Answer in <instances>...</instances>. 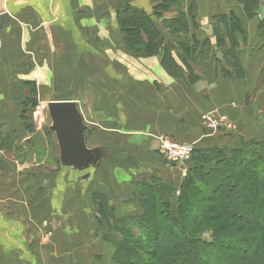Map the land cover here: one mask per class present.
Wrapping results in <instances>:
<instances>
[{
	"label": "rangeland",
	"instance_id": "374dc122",
	"mask_svg": "<svg viewBox=\"0 0 264 264\" xmlns=\"http://www.w3.org/2000/svg\"><path fill=\"white\" fill-rule=\"evenodd\" d=\"M210 1L211 3L208 0H182L180 8L190 19L194 17V22L192 20L190 21V29L191 33L196 36L197 41L210 38V43L213 47L210 51L212 57L214 50L218 49L216 39L213 34L209 36L207 33L201 32L200 29L202 23H205L207 21L206 19H208L206 16L208 14L206 12L207 8L215 7L219 0ZM219 2L221 3L222 0ZM234 2L235 0H226L228 6L233 5ZM121 3H123L120 8L121 13L129 6L152 13L155 7L158 4L164 3V1L126 0ZM238 4L243 7L240 2ZM170 5H172L169 6L171 10L169 8L168 12L163 15V18L155 17V23L157 29L164 34L166 43L173 44L171 54L176 59L181 72L185 76H189V72L197 76V72H195L196 67L213 68L214 66H220L213 58V60L203 61L204 63L202 65L191 61L188 55L189 52L187 53L188 49L183 50L181 45L182 43L192 45V34H173L172 30H170L171 27L168 30L162 24L164 18L169 19L178 16L176 1L170 2ZM263 7L264 0L261 2L259 16H264ZM101 13L104 14L105 11L102 10ZM212 13L208 15L212 16L211 24L213 23L215 25L217 24L215 18L223 16L224 14L217 15L216 17ZM230 13L226 14L230 15ZM112 14L114 22L117 23L119 32L121 33V43L118 44L116 42L117 38L114 40L113 37L115 35L112 36V32L110 33L111 39L113 38V42L117 43V46H122L126 50L127 46H129L126 43V39L137 38L138 36L133 31V28L128 27L127 24L125 29L122 28L121 30L116 10H113ZM254 21V29L251 30L250 36H247V38H243L242 35L240 36V34L236 33L235 29L229 31L227 34L221 28L223 35L228 37L226 42L229 50L231 47L234 49L233 40H235L238 45V49H235L237 55L240 59L246 61H250L251 59L253 69L260 62L261 57H264V29L260 32L259 27H257L258 23L264 21V18L260 19V21L257 19ZM194 26H198V28L196 29ZM108 30L111 31V28L109 27ZM88 33L92 34L90 30H88ZM110 36L108 35V37ZM88 42L103 52L110 50L112 47L109 42H106L107 44L105 43L104 45H97L91 39V35ZM199 50L198 48L196 52L198 53ZM240 50H242L241 53H239ZM257 51L259 52L256 54ZM90 52L92 53L93 51L90 50ZM92 54L85 57L73 56L71 58L56 59L59 62L58 65L61 66H58L59 71L54 75L56 78L55 82L49 88L48 86H43L45 89L40 91L36 84L29 82L27 91L23 94V97H21L20 93L0 95V109L3 107V104L6 106L0 112V128L2 124H9V122L12 126H15L13 124L19 120L25 124L27 131L33 137L32 146L28 147L27 150L19 149L17 144H13L10 139L8 140L10 149L12 144L18 149L15 155L18 158V165L20 166L23 163L25 165L24 170L27 169L28 173L33 171V176L28 174L30 179L22 178V181H20V191L21 187L24 191L28 185L30 187L32 186L31 190L26 193V196H30L27 197L30 199L26 201L33 208V211L30 213L40 216L35 222H31V220L25 221L27 225L29 224L30 229L21 232L23 235L19 244L21 248L24 247L28 250L32 249L29 245L30 243H33V245L37 244L39 253H41L40 251H42L43 247L40 244L44 247H49L53 238L55 241V239L61 237L58 235L60 232L59 223L64 221L67 223L65 233H67L70 248L66 244L64 248L62 246V240H60L59 242H53L54 244L59 243L61 246H54L57 248L56 250L47 251L48 256L50 258L53 257L57 264H151L156 259V256L160 257L157 255L160 250L159 244L154 240L153 230H151L145 220L146 216L139 202L142 199L141 193L143 191L151 190L154 192L158 201L157 213L161 208L166 211L167 218L163 216L157 217L158 234H164L171 242L175 244L179 242L182 246L187 240L184 237V234L186 235L188 232L185 229V224L201 222L204 218L200 208L204 210L207 207L211 212L216 210L214 208L216 204L210 202L209 193L214 192L212 187L217 188L222 176L229 177L232 174L233 179H231L232 183L230 184L231 187L234 186L235 195L238 196L232 201L234 206L248 202L247 197L250 194L249 192L245 194L244 191L248 189V186L242 184V178L235 175L236 171H238V163L235 160L231 162L230 166H226V169L221 167L223 169L217 174L213 173V176L206 178L204 174L203 178H201L202 183H198L196 189L193 186V181H191L189 186L195 191L192 190L190 194L182 193L181 188L189 174L188 169L196 164L194 163L195 160H193L195 158L193 156L194 154L192 153L191 156L193 158L191 157L188 161H182V163L174 165V167L171 165L172 171L174 172L171 173L169 171L170 164L167 163L166 158L162 155L163 144L161 140L164 136L158 146L148 147L145 145L146 137H142L140 134H136L135 136L124 134V131L119 128L120 126L117 123L116 117H114L113 109L115 108V103L110 101L111 104L101 102V99L104 95L108 100L109 94L114 91H119L122 99L126 95L134 97L140 94L139 91L130 85V79L122 85L119 74H121L122 69H124L122 72L126 71L127 74L132 73L130 66H125L114 54L111 56V60L107 57H97V55L93 56ZM157 57L167 65V58L164 55V51ZM134 58L142 59L135 56ZM66 60L69 63L72 60L73 63L69 65L67 63L66 65ZM248 72L251 74L254 73V70L248 68ZM170 77L182 80V78H176L172 75ZM251 78L254 79V76H251ZM192 84L195 83H191L190 85ZM90 100L93 101L92 104ZM58 101L77 102L79 111L84 119V124L87 126L85 131L87 146H90V148L104 147V156L97 168L91 167L89 170L81 172L71 166L64 165L61 161L56 134L49 129L52 126V119L49 116L48 104ZM85 101L90 102L85 104ZM94 111L95 113H93ZM208 115L214 120L213 115ZM255 123L258 126L257 128L261 129L263 139L256 141L250 137L251 133L247 132H245L247 137H243L237 130L230 127L228 130L230 131L232 129V132L229 133L231 135L230 139L222 134L220 142L218 141L216 145L213 144L212 146L207 145L208 149L228 146L240 147L242 143L254 151L257 148L258 150L264 149V110L258 112ZM34 128L38 130L37 133L34 132ZM153 137L149 135L147 138L151 139ZM172 140L178 144H190L176 139ZM259 143H263L260 144L263 145L260 148ZM6 145L0 141V149H3ZM166 164L169 167L167 166L165 169ZM63 170L65 174L60 175V180L58 179V174ZM46 174L50 178L42 179L41 176H46ZM256 179L257 182L264 180L262 169L256 173ZM252 184L253 186L255 185L253 182ZM41 189L50 191V194L48 193L46 195ZM97 194L105 196L108 200V220H103L100 217V211L104 209V205L96 199ZM178 196H182L183 200L186 201L183 206ZM43 197H45L44 200ZM22 198L23 195H21ZM33 198L36 199L33 200ZM49 199H51V204L46 205ZM227 205V203H222V206ZM258 212L264 213V210L255 209L254 215H257ZM177 213L180 215V228L185 230L183 234L180 233L181 229L177 226L179 223L174 224L176 221L178 222ZM36 223H38L37 229L34 227ZM206 229L200 235V239L205 240L211 238L212 232ZM124 231H129L131 236L125 234ZM35 241L36 243H34ZM228 242L227 240L226 243ZM232 243L235 244L236 241H232ZM122 244L130 245L131 249L124 247ZM140 245L147 248L149 253L139 249ZM183 248L185 249L184 251H182ZM183 248L180 247L179 252H177L181 255V258H176L170 264H205L203 262L204 256H207L206 258L209 259L206 264H245L248 262L247 259H249L230 258L226 261L225 258L227 256L225 254H233L231 250L227 251V249L221 250L219 254L207 250L205 254L193 256V250L190 251L187 247ZM239 248L247 251L245 247ZM32 252L30 255L29 253L23 252L21 256L27 261L29 256L35 257L37 254L34 251ZM150 252L153 253L151 254ZM42 254H40L41 258L43 256ZM64 254L65 257L63 260Z\"/></svg>",
	"mask_w": 264,
	"mask_h": 264
},
{
	"label": "crops",
	"instance_id": "0c3cea01",
	"mask_svg": "<svg viewBox=\"0 0 264 264\" xmlns=\"http://www.w3.org/2000/svg\"><path fill=\"white\" fill-rule=\"evenodd\" d=\"M208 1L211 3L210 0ZM219 1L215 7L207 8L206 12L208 14L213 12L216 17L234 13L241 20L247 36H250L255 21H249L244 8L237 0L229 6L226 0H222L221 3ZM102 10L105 11L104 14L101 13ZM113 10L107 0H0V16L9 15V20L5 23L8 26L3 25L0 29V95L20 93L23 97L29 82L36 84L40 91L45 89L43 86L49 88L55 82L54 75L59 71L58 66H61L56 60L58 58L85 57L93 53V56H103L111 60L114 54L121 63L130 66L132 72L127 74L126 71L122 72L124 69L121 70L119 75L122 85L130 79V85L140 93L134 97L126 95L123 99L119 91L111 92L108 100L106 96H102L101 102L115 103L114 117L124 134L134 136L140 134L146 137L145 145L148 147L158 146L164 136L193 144L201 149L208 148L207 145H216L222 139V134L230 139L229 133L232 132V129L228 131L230 127L243 137L247 132L251 133L250 137L255 140L263 139L262 131L257 128L255 119L258 112L264 110V57H261L262 60L254 69L251 59L250 61L242 59L245 70L242 78L236 76V71L228 58L221 60V63H218L220 66L213 68L196 67L198 80L190 85L187 81L170 77L157 56L136 59L122 46H117V43H121V33L117 23L114 22ZM208 14H206L207 21L202 23L200 29L210 36L213 23L211 24L212 16ZM259 18L263 19L264 16L260 15ZM111 19L113 20L110 21ZM109 27L111 31L108 30ZM88 30L92 34H89ZM111 32L112 36L115 35L114 40L117 38V43L113 42V38L111 39ZM90 35L97 45L109 42L111 49L103 52L93 47L88 42ZM90 50L93 52L91 53ZM85 61L88 63L87 60ZM67 63L69 65L73 62L71 60L69 63L66 60V65ZM248 68L254 70V73L250 74ZM251 76H254V79ZM89 102L85 101V104ZM90 103L92 104L93 101ZM4 108H6L5 104L1 109ZM207 114L213 115L219 128L215 130L206 128L202 118ZM13 125L15 126L9 122L2 124L0 128V141L7 144L0 149V264H39V262L57 264L53 257L48 256L47 251H54L57 249L54 246H61L59 243L54 244L55 241L60 240L63 247L66 244L70 248L65 233L66 222L59 223L58 235L61 237L55 241L53 238L50 248L40 244L43 247L40 251L43 253L42 258L37 244L30 243L31 250L21 248L19 244L23 235L21 232L30 229L25 221L35 222L40 216L30 213L33 208L26 201L30 199L27 198L30 196H26V193L32 186L28 185L24 191L21 187L20 191V181L22 178L30 179L28 174L32 175L33 171L28 173L27 169L24 170L25 165L22 162L20 166L18 165V158L15 156L18 149L13 145L15 143L19 149L27 150L32 146L33 137L23 122L18 120ZM33 126L35 127L34 124ZM84 126L87 128L85 124ZM34 132L37 133L38 130L34 128ZM149 135L154 137L148 139ZM9 139L13 142L11 149ZM58 148L60 149L59 145ZM167 166L169 167L166 164L165 169ZM169 169L172 173L171 165ZM64 170L58 174V179L61 180L62 174H65ZM47 175H42V179H49L50 176ZM41 190L46 195L50 194V191ZM21 195H23L22 199ZM47 204H51V199ZM38 223L34 225L36 229ZM32 251L37 253L35 257L29 256L25 261L21 256L22 253L30 255ZM64 257L65 254L63 260Z\"/></svg>",
	"mask_w": 264,
	"mask_h": 264
},
{
	"label": "trees",
	"instance_id": "16d2710c",
	"mask_svg": "<svg viewBox=\"0 0 264 264\" xmlns=\"http://www.w3.org/2000/svg\"><path fill=\"white\" fill-rule=\"evenodd\" d=\"M163 1L164 3L158 4L152 13H148L146 10H139L138 8H133L131 6L124 9L121 13L120 8L122 7L123 3L121 2L123 1L119 2V5L114 10L117 12L121 30L122 28L125 29L127 24L128 27L133 28V31H135L138 36L137 38L134 37L135 39H126V43L129 45L126 50H128L131 54L134 53L133 55L137 58L156 57L161 55L164 51V55L167 58V65H165L163 60L161 63L165 71L170 76L172 75L176 78H182V80L187 81L188 84L195 83L198 80V76L189 72V76L186 77L183 72H181L176 59L173 58L171 54L173 44L166 43L164 34L157 29L155 23V17L163 18V15L168 12L169 8L171 10V7L169 6H172L170 5V2L172 1H176L177 3L178 16L169 19L164 18L162 24L168 30L171 27L170 30H172L173 34H192L190 21L192 20V22H194V17L190 19L188 15L182 11L180 8L182 0ZM238 2L243 5L244 11L247 13L250 21L254 22L256 19L260 21L259 10L262 0H238ZM215 19L217 24L212 26L211 35H214L218 49L214 50L212 57L210 51L213 47L210 43V38H206L203 41H197L196 36L192 34V45L182 43L181 46L183 47V50L188 49L187 53L189 52L188 55L190 56L191 61L200 63L199 65H202L204 63L203 61H208L210 59H214L217 63H219L221 61L220 59L224 60L228 58L230 64L236 71V76L238 78H242V75L245 74V70L243 69L242 59H240L235 50L238 49V45L235 40H233L234 49L231 47L229 50L226 42L228 37L223 35L221 30L222 28L224 32L228 34L229 31L235 29L236 33L240 34V36L242 35L243 38H247L246 32L242 27V22L234 13L219 16ZM194 27L196 29L198 28V26ZM257 27H259V31L262 32L264 29V21L258 23ZM198 48L200 50L197 53L196 51ZM241 52L242 51L239 53ZM219 53L222 58H219ZM225 73L227 72L225 71ZM260 144L263 143H259V148L263 146ZM260 153L261 155H259ZM193 154L195 158L191 157L195 160L194 163L196 164L188 169L189 174L182 184V193H191L193 190L191 186H189L191 181H193V186L196 189V186H198L197 184L202 183L201 178H203L204 174L206 178L208 176H213L215 173L217 174L221 171V169H223L221 167L226 169V166H230L231 162L236 160L238 163V171H236L235 175L239 176V178L241 177L242 184L248 186V189L244 190L245 194H248V192L250 194V196L247 197L248 199L246 198L248 202L246 201L247 203L244 202L242 205L234 206L232 201H234L238 196L235 195L234 186L231 187L230 184L232 183L231 179H233L232 174H230L229 177L222 176L220 182H218L217 188L212 187L214 192L209 193L210 202L216 204L214 207L216 210L211 212L207 207L204 210L203 208H200L204 218L201 222L185 224V229L188 230V232L186 235L184 234V237H186L187 240L184 242L185 244L181 246L179 242H177V244L171 242L170 239H167L164 236V234H158L157 217L163 216L167 218L166 211L161 208V210L157 213L158 201L154 192L151 190L143 191L141 193L142 199L139 202L144 211V215L146 216L145 220L151 230H153L154 240L159 244L160 250V253L158 252L157 254L160 257L156 256V259L153 260L151 264H170L174 262L176 258H181V255L177 253L179 252L180 247H187L190 251L193 250V256L205 254L207 250L219 254L221 250L227 249V251L231 250L233 254H225V256H227L225 258L226 261L230 258H249L247 259L248 262L245 264H264V213L258 212L257 215H254L255 209L264 210V180L257 182L256 179V173L260 171V169H262L264 173V149L262 148L261 150H258L257 148V150L254 151L242 143L240 147L228 146L216 147L212 149H201L195 147ZM252 182L255 183L254 186ZM179 198L183 206L186 201L183 200L182 196H178V199ZM96 199L104 205V209L100 211V217H102L103 220H108L107 214L109 203L107 198L103 195L97 194ZM223 202L228 205L222 206ZM176 216L178 222L175 220L176 223L174 224L176 225L179 223L177 226L181 229L180 215L177 213ZM205 229L212 232L210 239H200V235L205 231ZM184 232V229L180 230L181 234ZM124 233L131 236L129 231H124ZM227 240L229 241L228 243H226ZM232 241H236V243L233 244ZM122 245L131 249L130 245ZM239 247H245L247 251L242 250V248ZM139 249L149 253L148 249L144 248L142 245L139 246ZM184 250L185 249L183 248L182 251ZM206 257L207 256L203 257V262L205 264L209 260Z\"/></svg>",
	"mask_w": 264,
	"mask_h": 264
},
{
	"label": "water",
	"instance_id": "95a60500",
	"mask_svg": "<svg viewBox=\"0 0 264 264\" xmlns=\"http://www.w3.org/2000/svg\"><path fill=\"white\" fill-rule=\"evenodd\" d=\"M113 9L119 5L120 1L126 0H107ZM9 20V15L0 16V29ZM221 54L219 53L218 56ZM49 116L52 119L50 131L57 136L60 147L61 161L79 171H86L89 168H97L104 156V149H90L86 145L84 119L75 101L50 102Z\"/></svg>",
	"mask_w": 264,
	"mask_h": 264
},
{
	"label": "built area",
	"instance_id": "2783aa9c",
	"mask_svg": "<svg viewBox=\"0 0 264 264\" xmlns=\"http://www.w3.org/2000/svg\"><path fill=\"white\" fill-rule=\"evenodd\" d=\"M203 123L208 129H217L218 123L210 118V115H205ZM163 144L162 155L166 158L168 164L174 166L182 163V161H188L191 159V155L195 149L193 144H178L171 138L163 137L161 140Z\"/></svg>",
	"mask_w": 264,
	"mask_h": 264
}]
</instances>
